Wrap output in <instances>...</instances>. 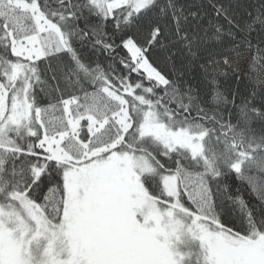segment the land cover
I'll return each mask as SVG.
<instances>
[{
    "label": "snow or ice",
    "instance_id": "1",
    "mask_svg": "<svg viewBox=\"0 0 264 264\" xmlns=\"http://www.w3.org/2000/svg\"><path fill=\"white\" fill-rule=\"evenodd\" d=\"M192 7L0 0V264H264V0Z\"/></svg>",
    "mask_w": 264,
    "mask_h": 264
},
{
    "label": "trees",
    "instance_id": "2",
    "mask_svg": "<svg viewBox=\"0 0 264 264\" xmlns=\"http://www.w3.org/2000/svg\"><path fill=\"white\" fill-rule=\"evenodd\" d=\"M179 2L181 4L192 5L193 11L196 10V6L207 4V0H179ZM232 3L235 6L236 13H238V18H240V16H242L245 13V9H246L247 5L249 3H255V0H232ZM209 14L211 15L210 10H209ZM99 59L102 61L103 57H100ZM245 66L246 65H242V67H245ZM219 80H220V87H221L222 91L236 90L237 88H239V90L241 92H245V91L251 92L253 90V88H256V90L259 91V88L256 85L252 84V82H250L247 79L244 80L243 84H238V83L234 82L231 74H229V76H227V77L222 76L219 78ZM200 87H201V89L208 91L209 95L211 94L210 93L211 85L207 84V82H204L203 84H201ZM236 187H237L236 185L233 186V191H235ZM244 196H245V199L249 198L248 193H244Z\"/></svg>",
    "mask_w": 264,
    "mask_h": 264
}]
</instances>
